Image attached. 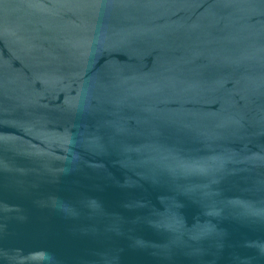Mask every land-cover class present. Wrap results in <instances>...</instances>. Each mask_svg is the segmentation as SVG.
<instances>
[{
  "label": "water",
  "instance_id": "obj_1",
  "mask_svg": "<svg viewBox=\"0 0 264 264\" xmlns=\"http://www.w3.org/2000/svg\"><path fill=\"white\" fill-rule=\"evenodd\" d=\"M0 264H264V0H0Z\"/></svg>",
  "mask_w": 264,
  "mask_h": 264
}]
</instances>
